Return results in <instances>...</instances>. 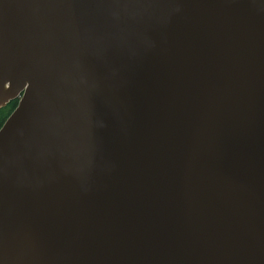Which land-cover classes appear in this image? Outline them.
<instances>
[{
    "label": "water",
    "instance_id": "water-1",
    "mask_svg": "<svg viewBox=\"0 0 264 264\" xmlns=\"http://www.w3.org/2000/svg\"><path fill=\"white\" fill-rule=\"evenodd\" d=\"M0 264H264V0H0Z\"/></svg>",
    "mask_w": 264,
    "mask_h": 264
},
{
    "label": "trees",
    "instance_id": "trees-1",
    "mask_svg": "<svg viewBox=\"0 0 264 264\" xmlns=\"http://www.w3.org/2000/svg\"><path fill=\"white\" fill-rule=\"evenodd\" d=\"M18 100L11 101L8 103L5 107L0 109V128L6 121V119L11 115V113L15 110L17 107Z\"/></svg>",
    "mask_w": 264,
    "mask_h": 264
}]
</instances>
